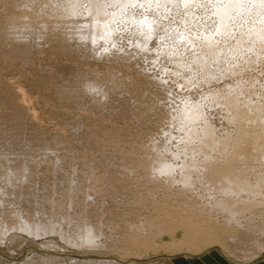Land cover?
Returning <instances> with one entry per match:
<instances>
[{"label": "bare ground", "instance_id": "bare-ground-1", "mask_svg": "<svg viewBox=\"0 0 264 264\" xmlns=\"http://www.w3.org/2000/svg\"><path fill=\"white\" fill-rule=\"evenodd\" d=\"M0 4H2L0 9L2 8L6 11L5 16L8 18L4 25L2 22V25L0 24L1 47L5 44L4 40L7 39L9 41L13 40V43L15 42L16 44L15 39L21 43L22 39L27 40V38L29 39V37H32V39L39 38L41 41H43L42 39H46L45 43L48 41L51 42L50 45L53 44L56 46L53 48L66 49L71 43L70 41L77 40L75 42L77 47H79L78 49H82L80 47H83L90 55L91 53L96 55L99 54L101 57L105 55V57H114L118 60H120L119 58H123L121 63H125L127 60H134V65L138 64V68L141 69L138 71L137 68L141 78L138 77L139 73L137 71L135 72L138 73L137 75L134 74V72V75H131V71L130 75L132 80L121 81L123 82L122 85L130 82L129 85H120L121 82H119V80L122 75L124 76V72H121V75L119 71L118 74L121 75L120 79H115V81H113L114 76L118 75H115L118 70H114L115 72L112 71L114 74L110 71L113 75V79L110 78L109 81L112 79L113 82L107 81L109 78L107 75H109L110 72L105 75V78L108 77L107 79H104V77L100 79L99 76L101 74L103 76V74L107 72L104 70V73L98 72L100 75H95V77L97 76L96 79H94V74L90 73V76L93 75V77L91 76L93 79L88 76L91 80L87 77L86 83L84 79V84L86 83V86L83 84L82 87L85 86L83 87L84 90L86 87L91 89L87 91L89 93L92 92L93 95L92 90H95L94 92L96 93V91L100 89L96 84L103 85V82L100 84L99 80H106L110 85L111 83L115 84L117 80L120 83L117 86H121L119 89L121 93L125 92L128 94L131 98L129 99L136 105L135 108L133 105L132 106L133 109H135V115L140 120V124H142L141 126L144 127V124H146L147 126L145 125V127L147 128L145 130L155 129L158 124V120L155 119L156 117L159 119L158 129H160V131H157V134L155 133V136L150 135L151 133L149 136L148 132L142 131V127H137L136 125L134 129L131 124L130 126L133 128H129L128 122H130L129 119H131L132 115L134 116V113H132V110H130V112L128 109L126 111H121L126 107L123 108L117 103L123 109L120 108L119 110L118 108L119 111H117V109L113 110V108H111V121L109 120V122L107 121L105 124L104 121H102V125L100 126L99 124L97 127V135L94 134L95 136H93L91 135L93 132L88 131L91 136L83 146L99 154V156H97L98 154H93V160L91 162L89 161L91 163H89V167H91L90 170L88 169V164L84 162L85 160L83 161L82 158H77V160L84 162L82 163L83 165L86 164L88 172H85L87 170L84 168V172L81 169V172L78 170L79 173H76L77 168L75 170L73 169L72 176L66 172L61 174L57 173V169L55 170L57 174L54 173L55 171L52 173L53 168L58 166L52 167L51 165L54 166V163L56 165L57 160L61 161L66 155L62 157L64 154L63 150H61L63 154H61L59 150L61 156L55 154L56 156L53 158L50 157V153H48L49 155L43 156L45 158L40 157L41 160L39 163H46L47 166V163H49V165L51 164L49 169H46V167L42 165V167L44 166L45 168L44 170L48 171L47 173L50 174L46 176L44 172V178L51 180L54 178L53 181L56 180L57 186H62V190L56 191L55 194L54 192L52 194V191L49 190L51 194H44L43 200H39L41 205L35 209L36 211L31 210L30 207L24 204L25 207H22L20 204L22 208L20 212L24 211V214L21 213L22 215L18 213V207H15V209L18 210V212H16L19 216L16 215L17 213L14 214L15 212L12 213L13 211L2 212V214H4L2 220L4 219V221L1 220L3 222H1L3 228L0 227L2 228L0 229V244L4 242L7 232H11L12 230L14 233L17 230H21V232L24 231V233L28 232L31 237L32 234L37 236L43 233L48 234L46 231L50 229L49 223L52 220L49 221V219L51 218V214H53L50 210L54 209V214L52 215V217L54 216V220V218L57 217L56 215H61V212H64L63 214L66 215L64 210L68 207L67 210L73 211L71 208L76 210L75 213L77 217H79V220L83 215L88 216L94 213L98 217L96 211L92 210L93 208L98 209V214L102 212L104 215H111L110 218L112 219H127L129 225L126 224V221L125 223H121L125 219H120L123 221L120 222L122 226L119 224V227L124 229L125 235L128 230H133L134 232V229H136L135 227H137V231H135L136 234L130 232V235L123 237L124 233L120 231L123 235L120 233V235H118L123 238L122 242L127 246L129 250L128 253L132 254L140 250L142 252H148L149 250L156 251L159 249L171 253H177L179 251L196 252L215 244L227 248L226 246H229L227 245L228 241L236 242V240L239 241L243 236L247 238L249 242H251L250 240L252 239L258 248L257 251L254 249L256 251L255 254L248 256V258L261 252L264 248V0H0ZM4 11L3 13H5ZM0 13H2L1 10ZM54 30L56 33H51ZM19 38H21V40H18ZM8 40L6 42H9ZM30 41L31 40H29V42ZM26 43L28 44V42ZM8 44L12 45L11 42ZM15 44L13 45L16 47H10L11 50L13 49L12 51L17 50V45ZM5 45L6 48H4V46L2 47L3 51L4 49L10 50L7 43ZM77 47L75 48L77 49ZM22 48L23 47L19 48L20 51ZM12 51L3 52L4 56L7 53L10 58H7L8 56L6 55L7 57L4 59V57L1 56L3 54H0V57L5 61L7 60L6 62H11L8 59H13L11 58ZM9 52L11 53L9 54ZM22 52V55L25 53L27 54L26 51L22 50ZM84 52L86 53V51ZM0 53H2V51ZM20 53L21 52L17 50L13 52V56H17ZM53 53H55V51ZM30 55L23 56L22 58L21 55L17 57H19V60L20 58L23 60L26 57V62ZM16 56L13 61L17 60ZM105 57L102 58L105 59ZM3 59H0L1 63L4 61ZM71 59L73 60V57ZM98 59L99 58H97V60ZM76 60L78 59L76 58ZM91 61L92 59H90V62ZM104 61L107 62L108 60L105 59ZM111 62L114 63V61ZM111 62L108 61L109 64ZM117 62L115 61V65ZM129 63L132 62L129 61ZM79 65L82 67L81 64ZM105 66L106 64L104 67ZM104 67L102 68L106 69ZM115 67H110L109 70ZM40 70L43 71L44 69L42 70L41 68ZM119 70L121 69L119 68ZM38 71L36 70V72ZM127 72L128 71L125 73V77L130 73L127 74ZM85 73L83 76H85ZM22 75H25V73ZM127 78L125 79L127 80ZM148 78H152V80ZM25 79H27L26 76ZM42 80L44 79L39 81L42 83L44 82ZM64 80L63 84H65ZM45 82L47 83V81ZM107 82L104 84L108 85ZM144 82H148V84L153 83L151 85L152 87L150 86V88L149 85ZM44 83L42 84L45 85ZM106 85H103V87L105 86L104 89L107 87ZM144 85H147L149 89L148 87H142ZM94 86L97 88L95 89ZM115 86L113 87L116 91ZM17 87L19 89V85H17ZM103 87H101L102 90H104ZM62 89H64V87H62ZM108 89L107 93L104 90L106 94L103 93L104 91H100H102V94H105L104 96H108L114 92L112 89V91ZM58 90H56V92ZM70 91H68V93ZM109 91L110 94H108ZM5 92L7 93V91H4V93ZM145 92L149 95H146ZM13 93H10V96H12V99L10 98L11 100H13L16 94ZM77 93L79 94V92ZM25 95L26 92L23 96ZM61 95L58 96L60 97ZM99 95L100 94H97V96ZM119 95L118 93V96ZM10 96H7L8 99ZM62 96L60 98L61 100ZM104 96L102 95V97ZM69 97H67L68 101ZM96 98L98 99V97ZM118 98H120V96ZM19 99L20 98H18V100ZM113 100L116 99L113 97ZM74 102L71 101V103ZM89 102L92 103V101ZM8 103L11 104V102ZM104 103H107L106 100ZM14 104L16 105L14 102L12 106ZM15 107L17 109L21 108L20 106V108L18 106ZM99 111L100 108L98 112ZM127 111L131 113V117L130 113ZM16 113L14 115H16ZM96 113L97 112L94 114ZM5 116H7L6 113ZM96 116L99 117L100 115ZM10 118L13 117L10 116ZM15 118H17V115ZM23 118L24 117H22V119ZM153 118L157 123L153 121ZM127 119L128 122H126ZM116 120H118L117 123L114 122ZM119 120L122 121L121 125L118 123ZM23 122L25 123V121ZM10 123L11 122H9V124ZM126 123L127 125H125ZM154 123H156V126L153 127ZM14 125L15 124H13V126ZM18 126L19 125H17V127ZM93 126L94 125H92V127ZM92 127L89 126L88 129L91 128L90 130H93ZM16 128L13 131L19 130L18 128L20 127ZM4 129L2 131L3 133ZM31 130L33 132V128ZM20 131L21 130H19V133ZM144 133H147L146 136L148 135L149 138H151L146 141L144 139L146 138L143 135ZM29 135H31L30 132ZM142 135L144 138L140 141ZM4 140L8 141L5 138ZM116 140H122V143L120 142V144L119 141L115 143ZM11 142H13V139H11ZM56 142L53 145L58 144L59 146L60 141ZM8 144L7 146L10 148L11 143ZM15 144H17V142ZM49 145L53 147V145ZM56 146L52 149H56ZM115 146H118V150ZM63 147L65 146L63 145ZM28 149L29 147L26 150ZM49 149L51 150V148ZM36 154L37 153H35V155ZM26 156L19 159L17 158L14 163L11 162L9 164H5L8 162L6 161L8 158L6 160L3 158L5 161L3 160V170H0V200H10L16 205L17 202L11 197L15 194L16 190L21 192L24 191L26 195H29V190L35 184V180L31 176L35 173L38 161L35 160L34 156L31 155L33 158L30 157L28 153ZM77 160L75 161L77 162ZM77 164L76 167H79L80 164H78L79 166ZM1 167L2 166H0V168ZM80 168H82V166H80ZM43 171L41 170V172ZM46 183H50V181L42 183L44 189L47 188ZM49 186L52 188V185L48 184V187ZM17 193L19 192H16V194ZM45 193L47 194L49 192L47 191ZM16 196L18 197L19 195L17 194ZM30 199L31 198L28 196L25 198L28 203L34 198L32 197V199ZM34 201L36 203V200H32V203ZM0 203L1 205L4 204L1 201ZM7 203L8 201L6 204ZM6 204L4 205L5 210L7 209ZM47 206L51 207L49 210V213H51L49 219L43 214L47 212H44ZM85 207H90L87 209L86 214H84L86 210ZM15 209L13 206L12 210ZM89 210L94 213L88 212ZM74 214L70 216L75 217L76 215ZM40 215L42 217H40ZM106 215L103 217H106ZM118 215L119 217H117ZM90 216L89 218H91ZM96 216L93 218H97ZM1 217L0 215V218ZM71 217L68 218L67 222L69 219L70 222L74 219ZM84 218H82V220ZM107 218L109 217H106L108 221ZM59 219H62V216L61 218L59 217ZM112 219L111 222L114 223L115 220L112 221ZM79 220H77L76 223L72 220L71 223L73 224H71L68 229L73 227L72 225L74 224V226L77 227ZM96 220L99 221L101 219L98 218ZM106 220L104 219L106 225L103 224L105 227L102 226L105 229H110L111 224L108 225L110 228H106L108 223ZM118 220L119 219H117V221ZM57 221L56 223L52 222L57 225ZM83 221H86V219ZM79 223H81V226L82 224L84 225L82 222ZM95 223L96 222H94V224ZM91 224L93 225L92 222ZM116 224L118 225L117 222ZM125 224L126 227L127 225L131 227H128L129 229L127 228V231L125 230L126 228L123 227ZM56 225V229L53 226L55 231H57L58 228ZM80 225H78V229L76 228L74 231L75 233H72V235H68L69 233L66 232L69 236V240L67 239L68 242L66 241L67 244L73 242V244H77L78 247L80 245V247H82V244L86 241L85 243H89L92 246L95 239H98V236L100 239L102 238L101 235L103 232L101 233L100 231L101 235H97L96 233L99 231L97 227L100 226L101 223L94 227L87 223L85 226L86 229L82 226L83 230ZM79 227L80 231L82 230L81 233H78ZM84 229L85 232L82 235ZM117 229L118 228H116V230ZM52 230L51 227V231ZM118 230H120V228ZM59 231L61 232V230ZM70 231H73V229ZM107 232L104 231V233ZM106 235L108 234H103L105 240L102 239L104 241H106ZM109 236L107 237L109 238ZM165 236H167L168 239H165ZM34 237L35 236L32 238ZM9 238L8 239L11 241V236ZM81 240L84 242H79ZM100 242H102V244L104 243L103 241ZM253 242L251 243L253 244ZM96 243L93 244V247ZM73 244L71 243V245ZM98 245L96 244V247ZM236 245L233 246L236 247ZM235 247L232 249L235 250ZM253 247H251V249ZM247 248H245L246 251ZM245 256H247V253ZM54 259L55 258H51L47 261L53 262ZM33 260L39 263L45 262V258L37 254L33 256ZM28 261L27 259L15 264H29ZM72 261L73 260L70 261V264H75V262ZM83 264H112V262L110 260H87Z\"/></svg>", "mask_w": 264, "mask_h": 264}, {"label": "rangeland", "instance_id": "rangeland-1", "mask_svg": "<svg viewBox=\"0 0 264 264\" xmlns=\"http://www.w3.org/2000/svg\"><path fill=\"white\" fill-rule=\"evenodd\" d=\"M0 6H2V4H0ZM1 10V12L2 13H0V24H1V22H2V24L4 25V23H5V21L8 19L5 15H6V11H4L2 8L0 9ZM3 11L5 12V13H3ZM2 14H3V16H2ZM8 16V15H7ZM6 17V18H5ZM4 20V21H3ZM1 24V25H2ZM1 27V26H0ZM0 31H1V29H0ZM53 32H55V30L54 31H52L51 33H53ZM56 33V32H55ZM55 33H53V34H55ZM34 38V37H33ZM37 41H36V40ZM8 40V39H7ZM7 40H4V43L6 44L7 43V45H8V48H10V47H12L13 48V44H15V42L13 43V40L11 41H9V42H11L12 43V45L10 46L8 43L9 42H6ZM18 40H21V38H19ZM29 40H31L30 42H29ZM43 41H41V39L39 40V38H34V39H32V37H29V39L27 38V40L26 39H22L21 40V43H20V41H17V39H15V41H16V44L15 45H17V50H19V52H21L20 54H18L17 56H19L20 57V55H21V58L23 57V56H26V55H30V54H33V55H30L29 57H28V60L25 62V59H27L26 57H25V59H23V60H21V58H20V60H19V57H17L16 55V58H17V60H14L13 61V59H15L14 57L15 56H13L14 54H13V52H16L17 50H14V51H12L11 50V48H10V50H6V49H4V51L6 50V51H12V55H11V58H13V59H8L9 61H11V62H6L4 59H5V57H7L8 55H7V53L5 54V56H4V54H3V46H4V48H6V45L5 44H3V46L0 48V52L2 51V53H0V54H3V55H1L2 57H4V59L3 58H1L0 57V59H3L4 61V63L2 62L1 63V60H0V124H1V127H0V137H1V139H0V156H1V158H0V166H2L1 168H0V170H3V164H4V162H3V160L5 159H7L6 161H8V162H6L5 164H9V163H14V161H16L17 160V158L19 159V158H22L23 156L25 157L26 155H27V153L29 154V156L30 157H32V156H34V158H35V160H37L38 162H37V166H36V164H35V166H36V168H35V173H34V175H32L31 177H33V179L35 180V184L32 186V188L29 190V195H26L25 194V192L23 193V192H21V191H15V194H13L11 197L12 198H14V200L17 202V204L16 205H14L13 204V202L12 201H10V200H6V199H4V200H6V201H4L3 199V201L2 200H0L2 203H4V204H2L3 206L6 204V202L8 201V203L6 204V210L4 209L5 208V206L3 207L2 205H1V203H0V205H1V213H0V215L2 216L1 218H0V223L2 222V221H4V219L2 220V218H4V214H2V212H8V211H13L12 213H14V214H16L17 212H18V210H19V214H21V213H23V212H20V211H22V208H21V205H22V207L25 205H27L28 207H30V209L31 210H34V211H36L35 209H37L41 204H40V201H42L43 200V197H44V194L45 195H48V194H51L50 193V191H52V194H53V192H54V194H55V192L56 191H61L62 190V186H60V185H58L57 186V184H56V180L55 181H53L54 180V178H52V180L51 179H45L44 177H45V175L47 176V175H50V174H48L47 172L48 171H46V170H44L45 168H44V166L46 167V169H49L51 166L52 167H55V166H58V167H55V168H53V170H52V173L56 170V171H58L57 173H64V172H66V173H68L69 175H71L72 176V171H73V169L75 170V169H77V171H76V173L78 172V170H79V172H81L80 170L82 169V171L84 172L85 171V169L87 170V166H88V169L90 170L91 169V167H89V163L93 160V158H94V155L93 154H95V155H97L96 154V152H93L94 150H92V149H88V150H91V151H88L87 149H86V146H83V145H85V142L87 141V139L91 136V135H93V136H95V135H97L98 134V132H97V127H98V125L100 124V126L102 125V121H104V124L105 123H107V121L109 122V120H110V116H111V112H112V109L111 108H113V110H116L117 109V111H119L120 110V108L121 107H123V108H125V109H123V108H121V109H123V110H121V111H126L127 109L130 111V110H132V113H134V116L132 115V117H131V111L129 112V111H127L128 113H130V117H131V119H129L130 120V122H128V119L126 120V122H128L129 124H128V126H129V128H133L134 127V129L136 128V125H137V127H142L141 125L142 124H140V120L138 119V117L135 115L136 113H135V109H133V106H134V108H135V106L136 105H134L133 104V102H132V100H130L131 98L129 97V95L128 94H126L125 92H122L121 93V91L119 90L120 88H121V86L119 87V86H117V85H119L120 83L119 82H121V81H131L132 79H131V75H134V74H138L139 72V70H141V69H139L138 67V64L136 65H134V60H129L130 62H132V63H129V61L127 60L126 61V59H125V63H121V60L123 59H121V58H119L120 60H118L117 58H114V57H105V55L104 56H102V57H105V59H107L109 62H111V61H114V63L113 62H111L110 64L108 63V61L106 62V61H104L105 59L104 58H102L99 54H92L91 53V55H90V53L89 52H87V50H85V49H83V47H80V48H82V49H78L79 47H77V45H76V42L75 41H77V40H72V41H74V42H72V41H70L71 43L67 46L68 47V49H67V47H66V49H57V48H53V47H56V46H54L53 44H51L50 45V43L51 42H46L45 43V41H46V39L44 40V39H42ZM23 41V42H22ZM25 41V42H24ZM41 41V42H40ZM26 42H28V44L26 43ZM18 43V44H17ZM19 43H20V46H19ZM37 43V44H36ZM1 44V45H2ZM23 44V45H22ZM32 44H33V46H32ZM39 45V46H38ZM53 45V46H52ZM44 46V47H43ZM50 46V47H49ZM71 48H70V47ZM14 47H16V46H14ZM20 47H23L22 49H21V51H20ZM32 47V48H31ZM42 47V48H41ZM52 47V48H51ZM75 47H77V49L75 48ZM42 49V50H40V49ZM73 48V49H72ZM15 49V48H14ZM44 49H45V51H44ZM74 49H76V50H74ZM22 50L23 51H26L27 52V54L25 53L24 55H22ZM29 52H28V51ZM37 50H39V51H37ZM79 50H82V51H79ZM5 51V52H6ZM50 51H52V52H50ZM55 51V53H53ZM63 53H62V52ZM70 51V52H69ZM73 53H72V52ZM84 51H86V53L84 52ZM4 52V53H5ZM39 52V53H38ZM58 52H60V53H58ZM66 52V53H65ZM77 52V53H76ZM11 52H9V54H10ZM18 53V52H17ZM17 53H15V54H17ZM46 53V54H45ZM43 54V55H42ZM75 54V55H74ZM83 54L84 55V57H85V59H84V57H83V55L81 56V55ZM7 55V56H6ZM69 55V56H68ZM72 55V56H71ZM79 55V56H78ZM87 55V56H86ZM93 55H96V56H93ZM13 56V57H12ZM32 56V57H31ZM66 56V57H65ZM71 56V57H70ZM81 56V57H80ZM89 56V57H88ZM101 58H100V57ZM73 57V60L71 59ZM75 57V58H74ZM7 58H10L9 56L7 57ZM30 58V59H29ZM34 58V59H33ZM69 58V59H68ZM76 58L78 59V60H76ZM97 58H99L98 60H97ZM114 58V59H113ZM88 59V60H87ZM90 59H92V61L90 62ZM31 60V61H30ZM84 60V61H83ZM95 60V61H94ZM104 62H103V61ZM117 60H118V62H117ZM77 61V62H76ZM86 61V62H85ZM115 61L117 62L116 63V65H115ZM120 61V62H119ZM29 62V63H28ZM79 62H81V63H79ZM83 62H85V63H83ZM128 62V63H127ZM48 63V64H47ZM81 64V66L82 67H80V65L79 64ZM121 65H120V64ZM46 64H47V66H46ZM77 64V65H76ZM103 64V65H102ZM106 64V66L108 67V69H107V67L105 66L104 67V65ZM111 64H112V66H111ZM51 65V66H50ZM130 65H131V67L133 68H131L130 67ZM135 67H134V66ZM79 66V67H78ZM118 67V68H116V67ZM47 67V68H46ZM102 67H104V68H106V69H103ZM110 67H115L114 69L113 68H111V70H109L110 69ZM129 67V68H128ZM42 68V70L43 71H41L40 69ZM46 68V69H45ZM50 68V69H49ZM80 70H79V69ZM85 68V69H84ZM92 68H94V69H92ZM119 68L122 70H119ZM137 68H138V71H137ZM10 69V70H9ZM38 69H39V71H38ZM90 69H92V70H90ZM96 69V70H95ZM124 69V70H123ZM36 70L38 71V72H36ZM49 70V71H48ZM75 70V71H74ZM77 70V71H76ZM95 70V71H94ZM104 70L105 71H107V72H105V74H103V76H102V74L100 75V73H98V72H101V73H104ZM116 70H118V71H116V73H115V75L116 74H118L119 73V71H120V73L119 74H121L122 75V73L121 72H124V76L122 75V77H121V79H120V76L121 75H116V76H118L117 78H115L116 76H114V80L113 81H115V79H120L119 80V82L116 80V82L118 83H116L115 82V84H116V86H115V84L113 83H111V85H110V83H108L107 81H109V79L110 78H112L113 77V75H112V73L113 72H115ZM41 71V72H40ZM45 71H47V72H45ZM79 71V72H78ZM80 71H81V73H82V75H81V73H80ZM91 71V72H90ZM97 71V72H96ZM103 71V72H102ZM112 73H111V72ZM126 71H128L127 72V74L129 73V75L127 76V77H125V73H126ZM131 71H132V74H131ZM138 72V73H135V72ZM25 73V75H22V74H24ZM78 72V73H77ZM86 72V73H85ZM97 74H96V73ZM108 72H110V74L108 73ZM133 72H134V74H133ZM256 72V71H255ZM9 73H10V75H9ZM36 73H38V74H36ZM84 73H85V76H83L84 75ZM90 73H92V74H94V79H96V77L98 76V75H100L99 76V78L101 79V78H103L104 77V79H107L108 77V79H107V81L105 80V81H102V80H99L100 82V84H102L101 82H103V85H106V84H104V83H108V85H106L107 87L108 86H111V87H108L109 89H110V91H114V92H112L111 94H110V91L108 92V94H110V95H106V96H104L106 93H107V87L104 89V87H103V85L101 86V85H98V84H96L97 85V87H99L100 89H99V91L97 90L96 91V93L97 94H102L101 92L102 91H106V93H105V91L103 92V93H105V94H102L104 97H102V95L99 97V96H97V94L94 92L95 90H92L93 91V95H92V92H88V91H90L91 89H89V88H85V90L83 89V87H85L86 86V83H87V77L88 76H90ZM106 73H108L109 75H107L108 77L107 78H105V75H106ZM13 74V75H12ZM21 74V75H20ZM26 74H28V75H26ZM114 74V73H113ZM131 74V75H130ZM95 75H97L96 77H95ZM135 75V76H136ZM10 76V77H9ZM25 76L27 77V79H25ZM83 76V77H82ZM92 77H93V75H91ZM90 76V77H91ZM135 76H132V77H135ZM141 75H140V73L138 74V77L139 78H141L140 77ZM11 77H12V79H11ZM31 77V78H30ZM90 77H88V79L90 78ZM91 77V79H93ZM129 77H130V79H129ZM19 78V79H18ZM81 78H83V79H81ZM98 78V79H99ZM125 78H127V80L125 79ZM5 79V80H4ZM17 79V80H16ZM21 79V80H20ZM35 79H36V81H35ZM41 79H44V80H42V81H47V83L45 82H42V83H44L45 85H43L39 80H41ZM64 80V83L65 84H63V80ZM86 81H85V80ZM91 79H89V80H91ZM97 79V80H98ZM113 79V78H112ZM112 79H111V81H109V82H113L112 81ZM148 79H150V80H152V78H148ZM78 80H79V82H78ZM88 80V81H89ZM5 81H6V83H5ZM29 81H31V82H29ZM75 81H76V83H75ZM81 81V82H80ZM84 81L86 82L85 84H84ZM143 81V80H142ZM9 82V83H8ZM14 82H16V83H14ZM36 82V83H35ZM152 82V81H151ZM62 83V84H61ZM68 83V84H67ZM71 83V84H70ZM79 83H81V84H79ZM122 83L123 82H121V84L120 85H122ZM145 83V82H144ZM15 84V85H14ZM21 84H22V87H21ZM49 84V85H48ZM85 85V86H83L82 87V85ZM129 85L130 84V82H128V83H124L123 85ZM145 84H148V82L147 83H145ZM153 83H149L148 85H149V87L152 85ZM3 85V86H2ZM17 85H19V89H18V87H17ZM63 85V86H62ZM69 85V86H68ZM78 85V86H77ZM95 85V86H96ZM122 85V86H123ZM7 86V87H6ZM9 86H11V87H9ZM14 86V87H13ZM26 86V87H25ZM64 87V89H62V87ZM72 86V87H71ZM75 86V87H74ZM78 88H77V87ZM94 86V87H95ZM113 86H115L116 87V91L114 90L115 88L113 87ZM3 87H5V88H3ZM65 87H66V89L68 90V91H70L69 93H68V91L65 89ZM70 87V88H69ZM81 87V88H80ZM97 87H95V89L97 88ZM101 87H103V89L104 90H102V88ZM112 87H113V89H112ZM142 87H148L147 85H144V86H142ZM149 87H148V89H149ZM152 87V86H151ZM150 87V88H151ZM9 88H11V89H9ZM58 88H59V90H58ZM145 88V89H146ZM2 89V90H1ZM3 89H4V91H7V93L5 92L4 93V91H3ZM9 91H11L13 94H15V97L13 98V100H11L12 99V96H10V93L11 92H9ZM17 89V90H16ZM62 91H61V90ZM75 91H74V90ZM81 89V90H80ZM108 89V90H109ZM112 89V90H111ZM26 92V95L25 96H23L24 94H25V92ZM56 90H58L57 92H56ZM65 90V91H64ZM88 90V91H87ZM100 90H102V91H100ZM118 90V91H117ZM16 91V92H15ZM60 91V92H59ZM9 92V93H8ZM24 92V93H23ZM64 92H65V94H64ZM74 92V93H73ZM77 92H79V94L77 93ZM100 92V93H99ZM55 93V94H54ZM56 93H57V95H56ZM116 95H115V94ZM118 93L120 94L119 96H120V98H118L119 96H118ZM6 94V95H5ZM9 94V95H8ZM23 94V95H22ZM51 94V95H50ZM64 96H62V95ZM68 94H70V95H68ZM77 94H78V96H77ZM96 94V95H95ZM113 94V95H112ZM144 94V93H143ZM145 94L147 95L148 93H146L145 92ZM144 94V95H145ZM18 97H17V96ZM22 95V96H21ZM28 95V96H27ZM55 97H54V96ZM58 95H61L62 96V100L60 99L61 98V96L59 97ZM96 96V97H98V99L96 100L94 97H92V96ZM145 95V96H146ZM149 95V94H148ZM7 96H10L9 97V99H8V97ZM27 96V97H26ZM57 96H58V98H57ZM69 97V96H71V97H69V101H68V98L67 97ZM73 96V97H72ZM122 96H123V98H122ZM160 96V95H159ZM158 96V97H159ZM162 96V95H161ZM17 97V98H16ZM39 97V98H38ZM77 97V98H76ZM92 97V98H91ZM103 99H102V98ZM108 99H107V98ZM111 97V98H110ZM113 97H114V99H118L117 100V102H116V100H113ZM163 97V96H162ZM162 97H160V98H162ZM11 98V99H10ZM18 98H20L19 100H18ZM23 98V99H22ZM71 98V99H70ZM90 98V99H89ZM110 98V99H109ZM130 98V99H129ZM17 99V100H16ZM89 99V100H88ZM100 99V100H99ZM103 101H102V100ZM9 100V101H8ZM16 100V101H15ZM26 100V101H25ZM53 100V101H52ZM78 100V101H77ZM106 100V102L107 103H104V101ZM121 100V101H120ZM128 100H129V102H128ZM18 101V102H17ZM19 101H21V102H19ZM24 101V102H23ZM50 101H52V102H50ZM69 103H68V102ZM71 101L72 102H77V103H71ZM89 101H92V103L91 102H89ZM96 101V102H95ZM99 101V102H98ZM119 101V102H118ZM125 101H127V102H125ZM160 101V100H159ZM8 102H11V104H9ZM16 103V105L14 104L13 106H12V104L13 103ZM95 102V103H94ZM98 102V103H97ZM111 102V103H110ZM116 102V103H115ZM131 102V103H130ZM24 103V104H23ZM68 103V104H67ZM117 103H119L120 104V106H119V104H117ZM122 103V104H121ZM124 103V104H123ZM9 104V105H8ZM94 104V105H93ZM108 104V105H107ZM111 104H114V105H111ZM128 104V105H127ZM131 104V105H130ZM25 105V106H24ZM99 105V106H98ZM104 105V106H103ZM106 105V106H105ZM110 105V106H109ZM116 105V106H115ZM118 105V106H117ZM130 105V106H129ZM133 105V106H132ZM11 106V107H10ZM15 106H20L19 108L20 109H17ZM91 106H93V107H96V108H93V107H91ZM109 107V109H108V107ZM26 107V108H25ZM33 107V108H32ZM69 107V108H68ZM87 107V108H86ZM128 107V108H127ZM10 108V109H9ZM15 108V109H14ZM29 108V109H28ZM89 108H90V110H89ZM99 108H100V113L98 112V110H99ZM105 108V109H104ZM118 108H119V110H118ZM131 108V109H130ZM12 109H14V110H12ZM16 109H17V111L18 110H20V111H16ZM23 109H24V111H23ZM32 109V110H31ZM88 109V110H87ZM96 109V110H95ZM10 110V111H9ZM22 110V111H21ZM26 110H28V111H26ZM104 110V111H103ZM108 110V111H107ZM12 111H13V113H12ZM93 111V112H92ZM17 112V113H16ZM22 112V113H21ZM29 112V113H28ZM95 112H97L96 114H94ZM109 112H110V115H109ZM5 113L7 114V116H5ZM16 113V115H17V118H15L16 117V115H14ZM24 113V114H23ZM28 113V114H27ZM86 113V114H85ZM93 113V114H92ZM4 115V116H3ZM11 117H13V118H10V116ZM96 115H100L99 117L98 116H96ZM108 115V116H107ZM29 116H30V118H29ZM32 116H33V118H32ZM40 116V117H39ZM95 116V117H94ZM103 116V117H102ZM8 117V118H7ZM22 117H24L26 120H28V121H26L24 118L22 119ZM105 117V118H104ZM107 117V118H106ZM109 117V118H108ZM129 117V118H130ZM136 117H137V119H138V121H137V119H136ZM32 118V119H31ZM102 118V119H101ZM133 118H134V120H135V122H134V120H133ZM5 119H7V120H5ZM12 119V120H11ZM108 119V120H107ZM154 119V118H153ZM155 119L156 120H158V124H159V119L158 118H156L155 117ZM153 120L154 122L156 121V120ZM2 120H4V121H2ZM25 121V123L23 122V121ZM152 120V119H151ZM111 121V120H110ZM117 121L118 120H116V121H114L115 123H117ZM9 122H11L10 124H9ZM97 122V123H96ZM121 122V123H120ZM137 122V123H136ZM15 124L14 126H13V124ZM17 123V124H16ZM19 123V124H18ZM90 123V124H89ZM93 123H95V124H93ZM120 125L122 124V121L121 120H119V122H118ZM125 123V122H124ZM133 123H136V124H133ZM139 123V124H138ZM156 123H157V121H156ZM156 123H154V125H153V127L154 126H156L155 124ZM4 124H5V126H4ZM96 124H97V126H96ZM118 124V125H119ZM133 125V127H131L130 125ZM158 124H157V126L155 127V129L153 128V129H151V130H149V129H147V130H145L147 127H145V125L146 124H144V127H142V131L143 132H148V135L150 134V135H153V136H155V133L157 134V131H160V129H158L159 128V126H158ZM7 125V126H6ZM9 125V126H8ZM17 125H19L18 127H20V128H18L17 127ZM22 127H21V126ZM80 125V126H79ZM85 125V126H84ZM92 125H94L93 127H95V128H93L92 127ZM125 125H127V123L125 124ZM2 126H3V128H2ZM31 126V127H30ZM84 126V127H83ZM89 126L90 127H92V129L95 131H93V130H90V129H88L89 128ZM147 126V125H146ZM151 126H152V122H151ZM11 127V128H10ZM14 127V128H13ZM18 128L19 130H21L20 131V133H19V130H16V131H13L15 128ZM5 128V129H4ZM7 128V129H6ZM16 128V129H17ZM22 128V129H21ZM30 130H29V129ZM33 128V132H32V129ZM35 128H36V130H35ZM3 129H4V133L2 132L3 131ZM24 129V130H23ZM75 129V130H74ZM139 130L141 131V129L139 128ZM149 130V131H148ZM155 132H154V131ZM6 131H7V134H6ZM85 131H87V132H85ZM88 131H90V132H93V134L91 133V135H90V133L88 132ZM141 131V132H142ZM150 131H152V132H150ZM1 132H2V135H1ZM21 132H23V133H21ZM27 132H28V134H27ZM29 132H30V134L32 135V137H31V135H29ZM80 132V133H79ZM154 132V133H153ZM12 135H11V134ZM14 133H17V134H14ZM33 133V134H32ZM89 133V134H88ZM6 136H5V135ZM20 134V135H19ZM22 134H25V135H22ZM39 134V135H38ZM79 134V135H78ZM87 134V135H86ZM95 134V135H94ZM147 134V133H146ZM146 134L144 133L143 135L146 137V138H144L143 137V135H142V138L140 137V141H141V139H145L146 141L147 140H149L150 138H149V136L147 137L146 136ZM16 135V136H15ZM20 137H19V136ZM38 137H37V136ZM85 135V136H84ZM89 135V136H88ZM14 136H15V138H14ZM17 136H18V138H17ZM36 136V137H35ZM86 136H87V138H86ZM43 137H46V138H43ZM49 137V138H48ZM51 137V138H50ZM4 138L5 139H7L8 141H6V140H4ZM17 138V139H16ZM55 140H53V139ZM10 139V140H9ZM11 139H13V142H11ZM26 139H27V141H26ZM35 139H37V140H35ZM42 139V140H41ZM51 141H50V140ZM82 139H86L85 141L84 140H82ZM18 140V141H17ZM29 140V141H28ZM31 140H32V142H31ZM41 140V141H40ZM60 142H59V141ZM34 141V142H33ZM37 141V142H36ZM50 141V142H49ZM59 142L60 144H59V146H58V144H56V145H53L55 142ZM119 141V143L122 141H120V140H116V142L115 143H117ZM143 142H145L144 140H142ZM6 142V143H5ZM17 142V144H15ZM32 144H31V143ZM39 142V143H38ZM41 142H43V143H41ZM56 142V143H57ZM10 144V148H9V146H7V144ZM64 143V144H63ZM122 143V142H121ZM120 143V144H121ZM8 144V145H9ZM16 146H15V145ZM30 144V145H29ZM38 144V145H37ZM39 144H41V145H39ZM42 144H43V146H42ZM49 144H51V145H53V147H51ZM77 144V145H76ZM114 144V143H113ZM3 145H5V146H3ZM63 145L65 146V147H63ZM7 146V147H6ZM12 146H13V148H12ZM19 146V147H18ZM36 146V147H35ZM50 146V147H49ZM54 146H56L55 148L56 149H52V148H54ZM66 146H67V149H66ZM69 146V147H68ZM7 149H5V148ZM20 147H21V150H20ZM29 147V149L28 150H26L27 148ZM40 147V148H39ZM42 147V148H41ZM45 147H47V148H45ZM51 148V150L49 149V148ZM58 147V148H57ZM118 146H115V148L118 150V148H117ZM1 148H3V149H1ZM18 148V149H17ZM24 150H23V149ZM35 148V149H34ZM114 148V150L116 151V149ZM15 149H16V151H15ZM32 149H33V151H32ZM41 149V150H40ZM46 149V150H45ZM49 149V150H48ZM36 150H37V152H36ZM59 150H60V153L61 154H63L62 155V157H63V159L61 160V161H58L57 160V162H56V165H55V163H54V166L53 165H49V163H47L48 164V166L46 165V163L45 164H42L41 162V164L39 163V161L41 160V158L40 157H43L44 155H49L48 153H50V157H55L56 155H60L61 156V154L59 153ZM61 150H63V151H61ZM73 150V151H72ZM113 150V149H112ZM8 151V152H7ZM19 151V152H18ZM40 151H41V154H43V155H41L40 154ZM57 151V152H56ZM77 151V152H76ZM3 152V153H2ZM23 152H24V154H23ZM25 152H26V154H25ZM46 152H47V154H46ZM63 152V153H62ZM12 153V154H11ZM18 155H17V154ZM21 153V154H20ZM34 153V154H33ZM35 153H37L36 155H35ZM59 153V154H58ZM73 153V154H72ZM80 153V154H79ZM10 156H9V155ZM15 154V155H14ZM39 154V155H38ZM53 154H54V156H53ZM56 154V155H55ZM73 156H72V155ZM17 155V156H16ZM23 155V156H22ZM32 155V156H31ZM52 155V156H51ZM67 155H68V157H67ZM85 155V156H84ZM4 156H6V157H4ZM12 156V157H11ZM19 156H21V157H19ZM79 156V157H78ZM97 156H99V154L97 155ZM11 157V158H10ZM27 157V156H26ZM67 157V158H66ZM69 157H71V158H69ZM86 157V158H85ZM4 158V159H3ZM33 158V157H32ZM38 158V159H37ZM43 158H45V157H43ZM42 158V159H43ZM76 158V159H75ZM77 158H82V160L86 163V164H88L87 166H86V164L85 165H83L82 163H84L83 161H79V160H77ZM14 159V160H13ZM4 160V161H5ZM70 160V161H69ZM75 160H77V162H78V164H80V166H82V168H80V166L77 164V162L75 161ZM2 161V162H1ZM70 163H69V162ZM90 161V162H89ZM65 162V163H64ZM67 162V163H66ZM76 162V163H75ZM62 163V164H61ZM60 166H59V165ZM71 164V165H70ZM76 164L79 166V167H76ZM91 164V163H90ZM42 165H44L43 167H42ZM66 165H69V166H66ZM62 166V167H61ZM65 167V168H64ZM68 167V168H67ZM76 167V168H75ZM62 168V169H61ZM64 168V169H63ZM80 168V169H79ZM85 168V169H84ZM39 169V170H38ZM41 170L43 171V172H41ZM64 170H66V171H64ZM37 171V172H36ZM56 171L54 172V173H56ZM60 171V172H59ZM67 171H69V172H67ZM45 172V175H43V173ZM78 172V173H79ZM85 172H88V170L87 171H85ZM40 173V174H39ZM56 173V174H57ZM35 174H36V176H35ZM39 174V175H38ZM54 177V176H53ZM37 178V179H36ZM42 178V179H41ZM51 178V177H50ZM46 181H50V183H46V187L47 188H45L44 189V187L42 186V183H44V182H46ZM53 181V183L51 184V182ZM6 183V182H5ZM2 184H3V182H2ZM39 184V185H38ZM48 184H50V185H52V188H51V186H49L48 187ZM9 187V186H8ZM39 187H41V188H39ZM55 187H57V188H55ZM52 189V190H51ZM55 189H57V190H55ZM50 190V191H49ZM8 191H10V190H8ZM49 192V193H45V192ZM16 192H19V193H17L19 196L17 197L16 195ZM26 196H28V197H30L31 199H32V197L34 198V199H32V200H36V203H35V201L32 203V200L28 203V202H26V200H25V198H26ZM40 200V201H39ZM10 201V202H9ZM12 203V204H11ZM21 204V205H20ZM24 204V205H23ZM36 204V205H35ZM12 205V206H11ZM34 205V206H33ZM14 206V209H15V207H18V210L17 209H15V210H12V207ZM24 206V207H25ZM32 206V207H31ZM3 207V208H2ZM20 207V208H19ZM34 207V208H33ZM50 206H47V208L44 210V212L45 211H47V212H45V213H43V214H45L44 216L45 217H47L48 219H49V217H50V214L51 213H53L54 214V212H53V210L54 209H52V210H50L51 209V207L49 208ZM11 208V209H10ZM85 208H86V210H85ZM84 208V210H85V213L84 214H86V212H87V209H89V208H87V207H85ZM4 209V210H3ZM67 209H68V207H67ZM66 208H65V213H66V215L65 214H63L64 212H61L59 215L60 216H58V215H56L57 217H58V221H57V217L56 218H54V220H53V217H52V215L53 214H51V218L49 219V221L50 220H52L53 222H55L56 223V221L58 222L57 223V231H55L54 230V227H55V225L53 224V222L51 221L50 223H49V227H50V229L48 230V231H46V232H48V234H46V233H43V234H40L39 236H37V235H34V234H32V237L33 236H35L34 238H32L31 237V235L28 233H24V231L23 232H21V230H17L15 233H14V231L12 230H10L11 232H7V236L5 237V240H4V242L3 243H1L0 244V264H15V263H20V262H23V261H25V260H29L28 262H29V264H38L39 262L37 261H35V260H33V256H35L36 254L37 255H39V256H41V257H43V258H45V264H47V262H48V264H70L71 262V260H73L72 262H75V264H83L85 261H87V260H110L111 262H112V264H178V261L180 260V259H182V258H184V257H188V258H190V259H192V258H194V257H198L201 253H203V252H207V251H210V250H218L222 255H224L225 257H228V259H230L231 261H235L234 263H238V264H249V263H251L254 259H256L258 256H260V255H262V256H264V248L261 250V252H259L257 255H255V256H253V257H251V258H248V256H250V255H252V254H255V252L257 251V246L255 245V243L252 241V239L250 240L251 242H253V244L251 243V242H249L248 240H247V238H244V236L243 237H241L240 238V240L238 241V240H236V242H229L228 241V244L227 245H229V246H226L227 248H224V247H221L220 245H218V244H215V245H211V246H209V247H206L205 249H203V250H201V251H196V252H193V251H179V252H167V251H165V250H161V249H159V250H152V251H148V252H145V251H139V252H133L134 254H132V253H128V249H127V246L122 242V237L121 236H119L120 234H121V232L122 233H124V236L123 237H125L126 235H130V232L131 233H134V234H136V232L135 231H137L136 229H137V227H135L136 229H134L133 227V229H134V232H133V230H128L129 228L128 227H130V226H128L129 225V221L127 222V219H125V218H117V219H119L118 221H117V219L116 218H114V219H112V218H110L111 217V215H106V217H109V218H107L108 219V221L106 220V217H103V216H105L104 215V213H102V212H100V214H98L99 212H98V209H95V208H93L92 209V207H91V209L94 211H96V213H97V215H98V217L96 216V214L93 212V211H91L90 212V210L88 211V212H90V213H94L93 215L92 214H89L88 216L86 215H83L82 217H80V220H82V218H84V216H85V218L83 219V220H85L86 219V221L87 220H90L91 218H93V217H97V218H93L94 219V221H93V219H91L90 221H80L79 220V217H77V214L75 213L76 212V210L74 209V208H71V210H73V211H70V210H67ZM70 209V208H69ZM49 210H50V212L51 213H49ZM17 211V212H16ZM62 211V210H61ZM69 212V213H67V212ZM99 211H100V209H99ZM16 214L17 216H19V214ZM49 213V214H48ZM72 213V214H71ZM75 213V214H74ZM24 214V213H23ZM39 214H41V213H39ZM48 214V215H47ZM65 215V216H63V215ZM67 214H69V215H67ZM76 215L75 217L74 216H72L74 219H72L73 221H74V223H76L77 222V220H79V222H82V223H84V225L82 224V226H83V228H85V226H86V224L87 223H89V225H91V226H98V224H100L101 223V227L100 226H98L97 227V230H99V231H97L96 233H97V235H99L100 234V231H101V233L103 232V234L105 235V234H108V235H106V241H104L105 240V237H103V234L101 235V237L104 239H100L99 238V236H98V239L96 238H94L95 239V242L94 243H96L98 246L96 247V244H95V246L93 247V244H92V246L89 244V243H85L83 240H81V241H79V242H84L83 244L82 243H80V244H82V247H78L77 246V244H73V242H69L68 244L66 243V241H67V239L69 240V236L68 235H72V233H75L74 231H75V229L78 227V225H80L81 223H79L78 222V224H77V227H75L74 225H72L73 227H70V229H68L69 228V226L71 225V224H73V223H71L72 222V220H71V222H70V219H69V221L67 222V220H68V218L69 217H71L70 215ZM22 215V214H21ZM47 215V216H46ZM91 215V216H90ZM43 216V217H44ZM61 216H62V219H59V217L61 218ZM66 216H68V217H66ZM89 216L91 217V218H89ZM100 216H101V218H100ZM40 217H42L41 215H40ZM63 217H65V218H63ZM71 217V218H72ZM117 217H119V215L117 216ZM46 218V219H47ZM67 218V219H66ZM75 218H76V220H75ZM101 219V220H99V221H97L96 219ZM106 220V222H108L107 223V226H106V228L107 227H109L108 225H110V229H112V230H110V229H108V232H107V229H105V228H103V224H105L106 225V223L104 222V219ZM66 219V220H65ZM111 219H112V221H114V223L113 222H111ZM120 219H125L124 221L123 220H120ZM2 220V221H1ZM60 220V221H59ZM121 221H123V222H121ZM125 221L127 222L126 224H128L127 225V227H126V224L125 225H123V227H125L126 229V231H127V233H126V235H125V231H124V229H122V227H119V224H121V223H125ZM70 222V223H69ZM91 222L93 223V225L91 224ZM94 222H96L95 224H94ZM100 222V223H99ZM110 222V223H109ZM116 222L118 223V225L116 224ZM121 222V223H120ZM3 223V222H2ZM0 224V227H2L3 228V224ZM52 223V224H51ZM98 223V224H97ZM114 225H113V224ZM67 224H69V225H67ZM117 226H116V225ZM68 227H67V226ZM103 225V226H102ZM54 226V227H53ZM82 226L80 225V227H81V229L83 230V228H82ZM114 226V227H113ZM116 226V227H115ZM121 226H122V224H121ZM51 227H52V231L54 232H52L51 231ZM67 227V228H66ZM80 227H79V232L78 233H81L82 232V230L80 231ZM105 227V226H104ZM2 228H0V229H2ZM73 229V231H70V230H72ZM114 228V229H113ZM116 228H120V230H116ZM128 228V229H127ZM131 228V227H130ZM55 229H56V227H55ZM66 229V230H65ZM68 229V230H67ZM78 229V228H77ZM86 229V228H85ZM85 229H84V231H83V233H82V235L84 234V232H85ZM101 229V230H100ZM103 229V230H102ZM59 230H61V232L59 231ZM94 230H95V228H94ZM96 231V230H95ZM104 231H106L107 233H104ZM116 231H118V232H116ZM121 231V232H120ZM50 232V233H49ZM66 232H68L69 234L67 235V233ZM59 234V235H57V234ZM95 233V234H96ZM120 233V234H119ZM11 234V235H10ZM14 236H13V235ZM46 234V235H45ZM50 234V235H49ZM52 234V235H51ZM66 234V235H65ZM109 234H110V236H109ZM119 234V235H118ZM137 234H138V232H137ZM11 236V241L9 240L10 238V236ZM96 235V236H97ZM121 235H123V234H121ZM60 236V237H59ZM107 236H109V238L107 237ZM119 237H121V238H119ZM6 238H7V240H6ZM9 238V239H8ZM16 238V239H15ZM119 238V239H118ZM239 238V237H238ZM94 239H93V241H94ZM165 239H168V237L167 236H165ZM8 240H9V242H8ZM120 240H121V242H122V244H121V242H120ZM246 240V241H245ZM99 241V242H98ZM100 241H103L104 243L102 244V242H100ZM245 241V242H244ZM5 242H6V244H5ZM68 242V241H67ZM240 242V243H239ZM71 243L73 244V245H75V246H73V245H71ZM78 243V242H77ZM101 243V244H100ZM237 243H239V244H237ZM237 244V245H236ZM251 244H252V246H251ZM40 245V246H39ZM78 245H79V243H78ZM107 245H109V246H107ZM233 245H236V247L235 246H233ZM243 245V246H242ZM84 246V247H83ZM87 246V247H86ZM100 246V247H99ZM119 246V247H118ZM126 246V247H125ZM253 247L252 249H251V247ZM235 247V250H233L232 248H234ZM248 247V248H247ZM86 248V249H85ZM245 248H247V251H246V249L244 250ZM124 249H125V251H124ZM236 249H238V250H236ZM254 249H256V251L254 250ZM119 250V251H118ZM116 252V253H115ZM193 252V253H192ZM247 253V256H245V254ZM35 254V255H34ZM33 255V256H32ZM125 255V256H124ZM129 255V256H128ZM140 255V256H139ZM59 259H58V258ZM49 258V259H48ZM51 258H55L54 260H53V262H51V261H47V260H50ZM68 259V260H67ZM61 260V261H60ZM79 262H78V261ZM34 261V262H33ZM58 263H57V262ZM60 261V262H59ZM36 262V263H35ZM51 262V263H50ZM83 262V263H82ZM116 262V263H115ZM44 263H39V264H44Z\"/></svg>", "mask_w": 264, "mask_h": 264}, {"label": "crops", "instance_id": "crops-1", "mask_svg": "<svg viewBox=\"0 0 264 264\" xmlns=\"http://www.w3.org/2000/svg\"><path fill=\"white\" fill-rule=\"evenodd\" d=\"M234 262L235 261H231L228 257L222 255L218 250H210L192 259L184 257L178 261V264H236ZM249 264H264V256H258Z\"/></svg>", "mask_w": 264, "mask_h": 264}]
</instances>
